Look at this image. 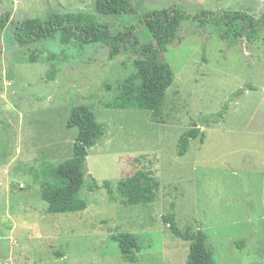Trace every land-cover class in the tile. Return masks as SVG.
Returning a JSON list of instances; mask_svg holds the SVG:
<instances>
[{
    "label": "rangeland",
    "instance_id": "1",
    "mask_svg": "<svg viewBox=\"0 0 264 264\" xmlns=\"http://www.w3.org/2000/svg\"><path fill=\"white\" fill-rule=\"evenodd\" d=\"M130 1V13L102 16L95 0H0V15H10L0 34V264H130L110 240L123 233L138 238L141 264H185L188 243L161 219L171 212L181 231L207 235L215 264H264V29L227 45L211 25L183 22L160 57L173 81L155 114L104 106L134 74L132 47L109 58L99 44H14L11 22L50 14H95L122 28L169 7L190 16L264 12V0ZM135 36L145 41L141 27ZM51 54L63 62L46 81ZM74 105L87 107L105 134L87 152L78 194L86 209L51 215L41 188L46 171L71 156L76 130L65 122ZM225 105L216 123L204 121ZM89 176L110 194L87 191ZM127 178L152 191V202L127 205L117 190Z\"/></svg>",
    "mask_w": 264,
    "mask_h": 264
},
{
    "label": "trees",
    "instance_id": "2",
    "mask_svg": "<svg viewBox=\"0 0 264 264\" xmlns=\"http://www.w3.org/2000/svg\"><path fill=\"white\" fill-rule=\"evenodd\" d=\"M131 11L130 0H95L94 2L96 15L117 16ZM95 14L83 12L50 14L43 20L33 18L26 20L23 24L11 22L14 28V44L20 48L43 40L56 41L61 46H67L72 41L82 45L99 44L108 49L109 58L119 55L126 46L132 47L138 56L132 63L134 74L118 85V95L104 106L114 110L151 111L153 114L158 111L173 81L172 71L160 60V57L176 40L183 22H196L201 27L211 25L218 38L227 45L248 43L253 33L264 29V12L258 19L239 12L218 14L204 12L190 16L175 7H169L148 12L139 19L138 25L133 24L122 28L99 22ZM9 22V13L0 15V34ZM139 27L143 30L145 37L142 43L135 36V31ZM49 58L50 65L46 81H53L63 60L52 54ZM226 108L225 105L216 114L204 117V121L211 120L216 123L223 116ZM65 127L76 130L71 156L55 168L46 171L47 178L40 193L42 201L47 204V213L51 215H65L86 209V201L80 199L78 194L84 184L87 152L105 134V127L97 122L95 115L87 107L82 105L72 106ZM197 132V130L190 131L188 137L195 139ZM187 148V139L184 138L178 155L183 156ZM100 188L106 189L110 194L107 183L100 187L96 180L89 176L86 183L87 191L95 192ZM117 190L129 206L148 204L154 198L152 191L142 189L137 178L120 181ZM161 219L168 226L173 237L188 243L185 264H215L214 253L207 243V235L202 230L181 231L175 224L172 212ZM110 240L117 244L122 261L141 264V248L136 236L128 233L113 234L110 235ZM241 246L242 244L239 247Z\"/></svg>",
    "mask_w": 264,
    "mask_h": 264
}]
</instances>
